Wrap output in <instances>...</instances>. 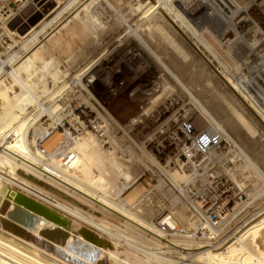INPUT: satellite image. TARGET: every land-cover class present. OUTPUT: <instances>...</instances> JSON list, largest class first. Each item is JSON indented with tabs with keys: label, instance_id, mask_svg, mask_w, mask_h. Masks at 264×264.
I'll return each mask as SVG.
<instances>
[{
	"label": "rangeland",
	"instance_id": "obj_1",
	"mask_svg": "<svg viewBox=\"0 0 264 264\" xmlns=\"http://www.w3.org/2000/svg\"><path fill=\"white\" fill-rule=\"evenodd\" d=\"M13 1L0 0V8L15 9ZM34 2L26 0L0 25V93L27 102V147L17 149L27 148L25 159L40 169H57V158L37 156L36 139L49 125L57 127L86 108L92 116L91 128L78 137L83 157L72 150L80 162L65 173L95 197L126 208L155 234L50 183L38 187L83 221L45 204L46 209L72 223V235L90 236L102 247L96 264H264V56L252 50L257 41L249 38L247 24L237 28V19L246 18L237 11L246 2L223 0L224 8L216 0H51L43 14L34 13ZM208 30L218 44L208 39ZM27 56L32 58L26 71L16 70ZM239 79L251 84L249 94L259 108L242 96ZM202 119L226 137L207 152H188L179 130L184 132L187 121L201 132L207 126ZM68 142L62 145L73 149ZM167 142L183 151L161 160L154 150ZM81 159L88 171L75 176ZM0 167L1 177L15 179L9 167ZM7 180L0 178L1 194H26ZM218 182L217 200L223 203L228 184H237L245 202L235 200L232 211L223 206L224 221L210 226L193 201L198 198L203 207L213 201ZM167 215L176 229L158 226ZM101 224L106 232L99 231ZM213 249L218 257L204 254Z\"/></svg>",
	"mask_w": 264,
	"mask_h": 264
},
{
	"label": "bare ground",
	"instance_id": "obj_2",
	"mask_svg": "<svg viewBox=\"0 0 264 264\" xmlns=\"http://www.w3.org/2000/svg\"><path fill=\"white\" fill-rule=\"evenodd\" d=\"M244 1L248 5V1L247 0H244ZM216 2L220 3V5L225 8L223 0H216ZM242 2L243 0H233V3L234 4L238 3V5L241 4ZM50 4H51V0H35V2L33 3L34 13L38 12V13L43 14L45 9ZM248 6L247 8H245L246 12H248ZM230 7L234 8V6L232 5H230ZM258 7L260 8L259 9L260 13L264 11V8L262 7V5ZM260 13L257 12L256 14L253 15V17L255 21H261L260 23H263V26H264V18H262ZM208 14L212 15V13L209 11H208ZM248 16L249 14H247L246 18H248ZM248 21L249 19L243 20V22L238 21L239 23H236L237 28H242L240 26V23L247 24ZM20 25H21L20 27H22L23 23ZM257 27H258L257 31H264V27L263 28L261 26H257ZM210 34L211 32L209 33V35L207 34L209 36L208 39L212 42L213 45H216L217 37L211 36ZM252 37L253 36L251 35L249 36V38H252ZM233 55L235 59L239 58L240 50H236ZM31 58L32 56L21 58V60H19V62L21 63L20 64L18 63L19 65L17 66L16 70L18 69L20 70L21 68L24 69L25 67H28L27 65L30 64ZM25 71H26V68H25ZM5 91L0 93V96H4ZM6 95L2 97L3 99L1 101L3 102L0 103L1 106L3 105L0 110L1 111L0 112V163L5 165V167H9L10 171L12 170L11 173L16 176H15V179L10 177L12 181L7 180L9 177L6 179V177L3 178L0 176V178L7 180V182L13 184L17 188H19L23 193H26V194H21V192L18 193L16 191L6 192L7 193L6 195H5V191H3L2 194L0 193L1 194L0 203H2V211L0 210L1 212L0 213V264H96L95 262L99 261L100 259L99 252L100 250H102V247L100 248L99 246H97L98 244L96 245L95 244L96 242L95 241L93 242L92 237H91L92 238V241H91L90 236L89 237L84 236L85 238L84 237L81 238L79 235H76V236L72 235L70 231L72 230L71 228L72 223L69 224L67 220H65L66 218L64 219L63 216L62 217L58 216L57 214L54 213L55 211L53 212V211H49V209H46L49 206H51V207L57 208V210H61L63 213L69 215L70 217H73V219H78L77 221L79 220H81V222L83 221L82 216L79 213H77V211L74 210L73 208L71 209L68 207H64L61 203H59L55 199H48L47 196L42 193L43 190L39 189L40 186L43 187L42 185L43 183L44 184L46 183L54 184L57 187L59 186L60 188H62L65 192H68L71 194H75V191L80 192L84 195V197L79 196L77 194L75 195L79 196L81 200L86 201V203L88 202L90 206H94L96 209L101 210L102 212H105L108 215H111L110 213H113L112 215H116V217L117 215H120L122 219H124L122 220V222L124 221L126 223L128 222V224L129 223L134 224L136 227L142 228L145 231L149 232L150 234H153V235L155 234L153 233L155 231H152L153 229L151 230L150 227H147V225H145L143 222H140L138 218L136 220L135 216L130 214L126 210V208L124 207L122 208L119 205L118 206L114 205L111 202H108L105 198H99V196L98 198L95 197L96 195H93V192L84 188L78 182H75L73 178L69 177L70 175H67L65 173L66 170H68L71 166L73 165L75 166L78 162H80L79 156L75 158V155H76L75 152L78 155H80V153L85 148V146H83L84 148L82 147V144L80 143L78 137L84 132V130L91 128V121H89L92 116L91 112H89L86 108H82V109L78 108L74 111L75 114L73 115V118L70 117L71 119L67 120L65 123L61 122V124H59V126L57 127H56V124L55 126L53 125L54 127L49 125V127H47V129L44 130L42 135L40 137H37L36 139V144L38 145L36 146L37 156H39L40 158H44L48 156H50V158L55 157V159L56 158L57 159L55 161L54 166L58 165V168L56 167L57 169L50 167L51 168L50 170V168H47L46 165H44V169L43 168L40 169L38 165L37 166L35 165L36 163L33 164L29 162L30 160L27 161L25 159V156H26L25 154L28 153L27 148H25L24 150L22 149L23 152H20V150L17 149L16 147L17 145H24L25 147H27L28 139H27V136L24 135L25 133L24 127L26 125L25 116H26L27 102H25L23 99L21 100L19 98H16L15 96H14L15 98H13L14 100H12V98L7 100V98H5ZM30 103L32 104V102ZM190 119H193V118H190ZM202 120L206 122V119H202ZM184 123L190 124V125L193 124V126H196L194 119L192 121V124L188 123L187 121H184ZM87 124L88 126L85 127V125ZM206 125L207 126L204 128V131L213 140L211 142L213 145H211L210 148L208 149L212 150L213 148H216L219 145L220 140L223 139V136H225V134H223L218 129L213 130L212 126H210L208 121L206 122ZM38 129L40 131V128ZM196 133L197 131H195L194 134H189L187 133L186 130H184V132L179 130V134L181 135L180 137L182 138L184 137L183 140L180 138L182 142L189 143V145L187 146V148L190 147V149H188V152L193 151L199 154L200 152L202 153L204 149H200V146H198L197 142L195 141V137H197L195 135ZM229 140L231 141V139ZM62 141L63 142L69 141L66 144L69 145L70 143L69 147L73 145V149L70 148L71 150H69L68 148V150H66L67 148L62 145ZM57 142L60 143L58 146L56 147L53 146L54 147L53 149H49L52 145L57 144ZM184 143H183V146H185ZM233 144L237 147V145L234 142ZM179 148L180 147L174 148L170 143H168L167 146L165 145V146L156 147L154 151L161 160L162 158L169 160L168 155H171L173 153L174 154L176 153V155H178L180 154V152L183 151V149H179ZM198 149H200V151H198ZM72 150H74L75 152H73ZM61 152H64L63 160L59 159V155ZM82 153L80 155V158L82 156ZM188 158H190V155H188ZM83 159H81V162ZM47 160L49 159L47 158ZM32 161L34 162L33 159ZM83 161H85V159ZM85 163L88 164L86 161ZM10 167H12L13 169H11ZM58 169H60L61 171ZM86 170L88 171L86 165L83 163L81 165V169L79 168L78 170L73 171L72 174L75 176H80V175L83 176V173L86 172ZM176 178H177L176 180H178L179 176ZM81 181H82V177H81ZM221 183L222 182L217 183L218 187L216 191V194H217L216 198L209 203H205V206H204L205 208L202 206V202L199 203L196 201L198 198L193 201L201 209L202 212L204 213L214 212L218 218L219 224H221L224 221L223 216L226 212L225 210L226 208L225 209L222 208L223 206L228 205L229 208L227 211L229 210L232 211L234 210V208H236L237 204H239V203H236L235 200H240L241 203L245 202V200H242L243 198L245 199V195L242 193L240 187L237 186V184L234 186L233 185L231 186V184H228L230 185L229 187H226L228 188V190L225 193H223L221 196L224 199L223 203H222V199L217 200L219 196V192L221 190ZM60 188H58V190ZM226 188L224 189L226 190ZM2 196L3 197L6 196L4 198L6 199L5 201L2 200L3 198ZM125 197L124 199H126ZM127 198L130 199V197L128 196ZM45 204L48 205V207L47 206L45 207ZM86 221H88L90 224L93 223V221H91L92 222L91 223L90 220L88 219H86ZM86 221L84 220L85 223ZM161 221L157 223L159 227L162 228L163 226L165 228L166 226L167 229L165 230L176 229L174 226L175 222L173 220L171 221L170 219H168V215L166 217L164 216V219H162ZM260 222H261V219H260ZM90 224H87V225H90ZM254 225L255 224L248 227L245 231H247ZM92 226L94 225H91V227ZM100 226L102 227V224ZM172 226L174 227L170 228ZM72 227H73V224H72ZM96 227H99V226H96ZM203 227H200L199 230L202 231ZM75 228L76 227H74V229ZM105 229H106L105 226H103L99 231L103 232V230L105 231ZM245 231H243L241 235H244L243 233ZM241 235H239L238 238H240ZM236 242L238 243V241ZM232 247H234L233 244L230 245V248ZM216 250L217 249H213L212 250L213 253H211L212 251L209 253L207 251V253H204V254H212L213 257H218L220 251L218 250L219 253H217ZM96 253H98L99 259L97 260L96 258L94 262L93 260L95 259L94 257ZM105 253L107 252L105 251ZM101 256L103 255L101 254Z\"/></svg>",
	"mask_w": 264,
	"mask_h": 264
},
{
	"label": "built area",
	"instance_id": "obj_3",
	"mask_svg": "<svg viewBox=\"0 0 264 264\" xmlns=\"http://www.w3.org/2000/svg\"><path fill=\"white\" fill-rule=\"evenodd\" d=\"M25 1L26 0H14L13 3H15V9L21 11L24 7ZM247 1H248V5H249L248 6V12H246L245 7L243 8L244 10L242 9V11H237V12L238 13H244L246 16H247V14H249V16H248V18H245V17L238 18L236 23H239L238 21L243 22L244 19H249V21L247 22V26L249 27L248 29L250 31H249V33L248 32L247 33L249 36L250 35L253 36L251 38V40L257 41V45L253 46L252 50L254 51V53L256 55L258 54L257 50H262L261 53H263V56H264V45H263L264 44V31H257L258 30L257 26H260V21H255L254 17H253V15L256 14L257 12L260 13V11H259L260 8L258 6L262 5V7L264 8V0H247ZM8 3H9V1H8ZM15 9L13 7H11V8L10 7H7V8L1 7L0 8V25L4 21L7 23L9 19L11 20L12 18L15 17V15L18 14ZM240 10H241V8H240ZM260 14H261L262 18H264V11L261 12ZM258 41H259V44H258ZM260 54H258V55H260ZM238 85L241 89L240 93L242 94V96H244L246 99H249L251 101V103H253V105H255L259 108V104L255 102V99L250 97L251 95L249 94V91H250V87H251L250 85L251 84L250 83L248 84L247 82H245V85H244V83L241 82V80L239 79ZM185 125H186V128H184V130H186L187 133H189V134L195 133V131L191 130L192 125H190V124H185ZM195 135L197 136V137H195V141L197 142L198 146H200V149H204V151H202V150L201 151L203 153L207 152L209 150L208 148H210V146L213 145L211 143L213 140L209 137V135L204 130H202L201 132H197ZM221 141L222 140H220V142ZM200 149H198V151H200ZM203 214L205 216V218L203 219L205 224L210 225V226L219 224L218 218L214 212H206V213L203 212Z\"/></svg>",
	"mask_w": 264,
	"mask_h": 264
}]
</instances>
